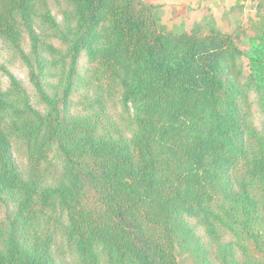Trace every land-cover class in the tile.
Masks as SVG:
<instances>
[{
  "label": "trees",
  "instance_id": "trees-1",
  "mask_svg": "<svg viewBox=\"0 0 264 264\" xmlns=\"http://www.w3.org/2000/svg\"><path fill=\"white\" fill-rule=\"evenodd\" d=\"M161 7L0 0V264H264V0Z\"/></svg>",
  "mask_w": 264,
  "mask_h": 264
},
{
  "label": "rangeland",
  "instance_id": "rangeland-1",
  "mask_svg": "<svg viewBox=\"0 0 264 264\" xmlns=\"http://www.w3.org/2000/svg\"><path fill=\"white\" fill-rule=\"evenodd\" d=\"M147 2L161 4L162 22L169 27H181L191 29L194 23L200 21L205 14H212L218 25L225 31H233L240 23L249 24V19L254 18L256 14L257 0H144ZM53 14L61 19L60 7L51 3ZM209 10V11H207ZM4 61L11 69L12 73L19 78L29 92L32 93V87L28 78V70L20 62L11 63L8 55L3 56ZM86 58H82L81 64L85 65ZM0 78L6 87L9 79L2 72ZM257 125L261 124V118L256 117ZM5 215V208L0 206V217ZM181 264H194L192 259L187 256L182 257Z\"/></svg>",
  "mask_w": 264,
  "mask_h": 264
}]
</instances>
